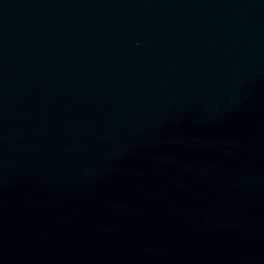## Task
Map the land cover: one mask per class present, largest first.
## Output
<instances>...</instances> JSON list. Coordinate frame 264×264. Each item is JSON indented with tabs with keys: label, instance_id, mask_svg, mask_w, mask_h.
Segmentation results:
<instances>
[{
	"label": "water",
	"instance_id": "95a60500",
	"mask_svg": "<svg viewBox=\"0 0 264 264\" xmlns=\"http://www.w3.org/2000/svg\"><path fill=\"white\" fill-rule=\"evenodd\" d=\"M0 264H264V0H0Z\"/></svg>",
	"mask_w": 264,
	"mask_h": 264
}]
</instances>
